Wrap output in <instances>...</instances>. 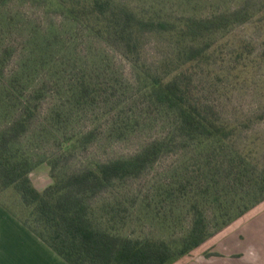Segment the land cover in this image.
I'll return each mask as SVG.
<instances>
[{"label": "trees", "instance_id": "trees-1", "mask_svg": "<svg viewBox=\"0 0 264 264\" xmlns=\"http://www.w3.org/2000/svg\"><path fill=\"white\" fill-rule=\"evenodd\" d=\"M9 1L0 0V5ZM34 1L58 8L118 49L132 64L147 97L172 117L174 129L171 136L152 141L129 158L94 162L62 177L51 174L52 183L40 191L29 176L40 162L35 163L25 150L23 138L43 96L42 88L31 91L30 87L42 58L40 54L41 59L31 58L36 44L30 39L29 55L17 69L7 71L15 49L11 43L0 44V193L15 190L21 213L1 200L0 204L58 256L68 264H174L264 201V160L236 148L240 125L221 119L194 90L196 69L212 57L211 40L250 21L251 10L172 17L119 0ZM148 32L168 37L172 49L153 65L142 56ZM236 55L244 58L242 51ZM71 95L78 104H88L93 95L89 79H79ZM93 137L89 132L78 139V146L86 147ZM177 138L193 148V166L176 170L173 180L159 186L152 202L144 203L149 220L172 233L166 237L124 234L132 205L116 198L96 207L95 199L119 182L139 176ZM60 163L61 158H55L50 171ZM183 200H189L185 224H181L182 207L177 206ZM175 208L181 216L179 231H174L180 225Z\"/></svg>", "mask_w": 264, "mask_h": 264}, {"label": "rangeland", "instance_id": "rangeland-1", "mask_svg": "<svg viewBox=\"0 0 264 264\" xmlns=\"http://www.w3.org/2000/svg\"><path fill=\"white\" fill-rule=\"evenodd\" d=\"M136 8L155 9L159 14L209 16L246 8L250 21L218 34L210 42L212 57L194 73L196 95L212 104L221 119L242 128L236 148L264 160V0H119ZM8 13V14H7ZM9 20L11 25H5ZM42 58L30 81L31 91L41 89L40 99L23 147L39 165L30 173L32 184L43 190L52 183L51 174L78 170L94 162L129 158L157 139L172 135L173 120L159 110L145 94L130 61L121 52L95 36L80 22L53 6L34 0H10L0 5V44L11 43L15 49L7 71L18 68L22 60ZM170 39L148 32L142 48L143 60L156 64L171 53ZM242 51L244 58L236 55ZM250 51V53H249ZM40 54V57H39ZM89 79L93 95L80 105L71 90L81 78ZM2 120L0 119V123ZM89 132L93 140L86 147L78 139ZM61 158L50 171V163ZM194 151L180 138L155 164L139 176L119 182L95 199L103 202L125 199L132 205L127 226L131 236L166 237L172 233L165 225L149 220L144 203L151 201L162 183L171 181L176 170L192 167ZM42 160V162L40 161ZM0 200L21 213L18 193L12 188L0 193ZM189 200L180 202L182 223L187 222ZM174 216L180 224L178 208ZM207 210L212 212V207ZM160 215L162 211L158 212ZM164 216V214H162ZM180 225L174 231L180 230ZM206 253L212 255L206 256ZM204 257L220 256L212 246ZM188 259L183 260V264Z\"/></svg>", "mask_w": 264, "mask_h": 264}, {"label": "crops", "instance_id": "crops-1", "mask_svg": "<svg viewBox=\"0 0 264 264\" xmlns=\"http://www.w3.org/2000/svg\"><path fill=\"white\" fill-rule=\"evenodd\" d=\"M214 247L220 256L204 257ZM264 264V201L174 264ZM0 264H68L0 204Z\"/></svg>", "mask_w": 264, "mask_h": 264}]
</instances>
